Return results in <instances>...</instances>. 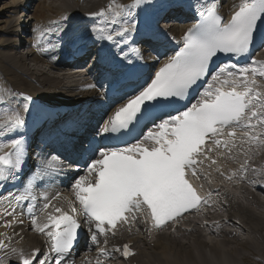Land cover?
Masks as SVG:
<instances>
[{"label":"snow or ice","instance_id":"1","mask_svg":"<svg viewBox=\"0 0 264 264\" xmlns=\"http://www.w3.org/2000/svg\"><path fill=\"white\" fill-rule=\"evenodd\" d=\"M151 2L137 0L131 8ZM215 9L216 5L212 4L206 8L207 15L201 13V22L188 29L183 47L156 72L147 88L115 112L103 132L126 127L147 101L159 97H183L209 72L210 61L217 53L235 57L248 53L256 23L264 15V0L241 3L227 23L221 22L222 18ZM124 24L126 27L119 29L117 35L134 31V21ZM107 40L112 41L113 35H108ZM231 67L237 70L228 73L231 79L221 80L220 74L225 71L221 67L218 73L211 75V82L196 102L155 125L156 130L149 131L139 142L114 150H100L98 157L88 165V172L94 174V180H86L82 176L75 181L76 197L83 207L93 242H98V235L106 233V225L114 228L126 212L146 208L155 225L160 227L166 221L197 208L202 198L186 179V173L196 174V156L203 155L198 150L205 144L206 137L213 138L214 143L219 145L221 141L215 138L224 134L226 128H254L256 125L251 123L253 118L264 127V115L253 111L258 105H264V98L253 87L255 80L247 78L249 71L253 77L257 74L264 77V66L257 69L232 64ZM216 85H227L230 90H222ZM237 85L245 91H237ZM25 99L30 100L31 97ZM23 123L17 117L16 124ZM21 143L22 140L13 141L14 152L0 155V179H6L5 166L14 165L19 170ZM9 199L21 202L27 197L10 194ZM43 207L48 208V204ZM54 210L60 215H49V222L43 225L37 224L33 218L32 224L41 233L46 232L51 241L50 251L57 257H63L74 247L80 224L73 215L62 213L59 207ZM28 211H33L32 205H29ZM4 243L0 240V247ZM124 251L127 256V246ZM22 264H31V261L22 258ZM39 264L47 262L40 260ZM55 264H61V260L56 259Z\"/></svg>","mask_w":264,"mask_h":264},{"label":"bare ground","instance_id":"2","mask_svg":"<svg viewBox=\"0 0 264 264\" xmlns=\"http://www.w3.org/2000/svg\"><path fill=\"white\" fill-rule=\"evenodd\" d=\"M23 1H25V3H23ZM35 1L36 0H12L11 10L9 11L10 14L8 15L12 20L5 21L6 28L3 30L0 38V135L5 133L4 131L6 130H10L11 133L19 130V125L16 124L17 117L24 120L25 107L18 98V93L20 92L27 91L28 94L40 97L44 101L47 99L57 103H66L71 106L80 104L77 114H79L83 108L104 99V92L102 88H99L97 79L91 80L88 73L82 76L67 75V73L61 72V69H59L60 61L58 59L53 61L49 57V54L55 53V48L57 47V44L46 36L45 33L46 31H52L50 27H52L51 25L53 22H56L58 25L59 23L65 24L62 19L72 14H78L81 18L86 17L87 14H92L99 18V20L104 19L103 21L106 23L117 19L115 20L116 23H120L121 25H125L124 22L130 23V16L134 14L146 19V13L142 11V7L145 3L131 8L134 4H137V0H111L108 6L101 4L97 10L94 9L98 7V3L94 7L89 8L90 0H83L81 4H79V0H62L61 3L56 5V8H53L52 5L47 3L54 0H40L41 4L45 2V4H49L51 7L49 8L44 5L45 7L43 6L40 12L48 9V11L56 12V14L49 16L48 22L44 24L37 19L38 22L32 25V27L36 26L35 30L39 33V35L36 34L35 36L36 40L34 38L35 42L29 40L24 42L23 45L21 43L22 48L16 50L14 45L17 44L18 40L16 39L17 42L15 43H13V41L19 33V27L24 25V22L21 21V16L24 15L18 16L21 17V20L15 17V15L22 7H24L25 11L29 8L33 9V7H35ZM165 1L171 6L170 9L175 5L173 0ZM240 1L241 0H225L221 2V8H230ZM31 2H33V6ZM116 2L117 4L115 5ZM25 4H27L26 7ZM101 13L103 14L101 15ZM33 20L34 18L31 16V21ZM11 23L13 24L11 25ZM71 26L72 23H68L63 28H61V25L59 27L61 29L58 28L57 30L61 31L63 29L68 32ZM13 27H18L17 31L13 29ZM83 27L89 28L90 32H95L96 28L99 26L91 27L87 22ZM185 27L186 24H177L170 29L168 35H176L177 33L182 34V29ZM83 29L84 28H82V30ZM22 30H24V28ZM54 32H56V30ZM40 36H43L42 43L39 41ZM28 42H32L33 45L35 43L36 46L34 45V48L43 46L44 51L31 50L27 51L24 57H20V51H23ZM45 50L49 52H45ZM31 52L32 54H36L35 65L38 67L34 70L28 67L27 70L29 62L26 61L29 56H31ZM139 57L147 64H151L154 59L146 52L140 53ZM44 58L48 59L49 62L46 61V59L45 61L42 60ZM106 83L107 82H105L104 85ZM49 92H55L54 94L65 92V95L69 96L64 98L62 94L55 98H51L48 96ZM159 105L160 102L157 101L156 107ZM102 113H106V110L102 111ZM89 123H95V120L92 119ZM63 128L65 127L63 126ZM77 129L79 128L77 127ZM55 132L60 133L58 130H55ZM93 139H95V135L88 137L89 141ZM10 146V141H0V152L8 149ZM33 159L38 161L34 164L36 168L35 174H31L29 179H26V183L22 184L13 195V197L15 195L28 197V202L25 204H16L14 199H9L8 195L2 198L0 202V232L5 233L3 237L0 236V239L7 238L8 241H10L6 244L5 251L14 250L22 236L24 237L22 248H26L29 243L37 247L41 245V237L36 234V230L33 229V224L30 222V219L40 212L44 204L57 195L59 183L62 179L69 176L72 171L70 169L71 167L58 164L61 161L56 157L47 158L46 153L33 156L32 163ZM263 159L264 157H262V160ZM263 175L264 161L259 171L249 176V178L253 180V183L256 184L254 186L255 189H263L264 181L258 180V178ZM251 194H253V192L247 193L242 189L230 191L228 193L227 203L229 204V211L225 219L230 223V229L226 230L222 227L224 223H222L223 218L220 216L221 224L204 229L209 231V235L215 237L212 240H203L198 227L190 224H180V226H184L185 229H190V232L177 228L173 233L169 231L160 233L157 237L155 236V240L150 239L147 241V239L139 235L130 240L135 245V249L138 250V254L127 264H131L132 262H136V264H221L223 258L225 262L235 264L239 259H242V255L239 253L240 250L236 248L237 237L242 239L243 237L241 236L244 232L247 233V238L243 241L238 240V242H244V245L253 251L259 250H257L258 245L262 246V236L258 233V229H264V201L255 196L251 197ZM33 197H35V199H33ZM29 205L33 206V211L31 213L28 211ZM15 208L23 210L19 217L14 214ZM7 214L8 216L6 217ZM15 220H17L18 223L12 228L7 229L1 227L3 222L9 221L14 223ZM235 220L236 222H234ZM142 228H144V225H142ZM32 230L34 232H31ZM152 243L154 246L150 247ZM86 249L88 250V247H86ZM232 251H236L235 254H233L234 252ZM86 256L87 255H84L78 258L77 262H84ZM13 258L14 254L10 255L5 262H12Z\"/></svg>","mask_w":264,"mask_h":264},{"label":"rangeland","instance_id":"3","mask_svg":"<svg viewBox=\"0 0 264 264\" xmlns=\"http://www.w3.org/2000/svg\"><path fill=\"white\" fill-rule=\"evenodd\" d=\"M31 1H33V0H31ZM61 1L62 0H54V1H51V2H47V3H49L50 5H52L53 8H56V5H58L59 3H61ZM40 2H41L40 0H36L34 2L35 3L34 4L35 7H33V9H30L29 8L26 11L30 16H32L34 18L33 21H28V18H25V17H22V20H21V17H18L19 20H21V21L24 22L23 24H26L27 23L26 24L27 32H23V33L20 32L17 35V37H15V40L16 39L18 40V42H17V40L16 41L15 40L13 41L14 43L17 42V44H15V46H14L16 50L22 48V46L21 47L18 46V43L19 42H22V45H23L24 42H27L29 40L35 42L34 41V38L36 40L35 33L37 35H39V33H37L36 32L37 30H35L36 29V26H33L32 27V25L36 24L38 22V20H40L41 23L44 24L45 22H48V17L49 16H52V15H55L56 14V12L48 11L47 8H45L47 10H43V12H40L43 9V6L44 5L46 7L51 8L49 4H45V2H42L43 4H41ZM82 2H83V0H79V4H81ZM89 3H90L89 8L94 7L98 3L97 4L98 7L96 9H94V10H97L101 4L102 5L105 4V6H108V3L110 4L111 3V0H102V1L101 0H96V1L95 0H90ZM32 4H33V2H31V5ZM116 4H117V2L115 3V5ZM11 6H12V0H0V38L2 36L3 30L6 28L5 21H7V20L8 21H11L12 20L8 16L10 14L9 11L11 10L10 9ZM94 10H92V11H94ZM55 11H56V9H55ZM17 16L18 15H15V17H17ZM12 24L13 23H11V25ZM34 45H35V43H34ZM34 45L32 44V42H28V44H26L27 51L36 50V48H34L36 45L35 46ZM26 47H24L23 51L22 50L20 51L21 52V55H19L20 57L21 56L24 57V55L26 54L25 53V52H27L25 50ZM37 50H39V49H37ZM35 59H36V54H32V52H31V56H29V58H28L29 61L28 60L26 61V62H29V64H28L29 66H27V70H28V67L30 69H33V70L38 67L37 65H35L36 64ZM45 59L46 58H44L42 60L45 61ZM46 61L49 62L48 59H46ZM46 65H47V63H46ZM31 72H33V71H31ZM33 171H35V169H33ZM240 232H241V230H240ZM258 233L262 236V241H261L262 242L261 243L262 246L260 245L261 246L260 247L258 245V247H257V250L259 249L258 251H255V250L253 251L252 249H249L247 246L244 245V242H238V240L239 241H241V240L243 241L244 239H246L247 238V233L244 232V234L241 236V237H243L242 239L237 237V243H236L237 247L236 248L240 250L239 253L242 255V259H239V261L236 262L237 264H264V229L263 228H259L258 229ZM202 238L205 241H210V240H212L215 237L214 236H209L208 239H204V237L202 236ZM232 252H234L233 254H235L236 251H232ZM222 262H221V264H231L229 262H225L224 258L222 259Z\"/></svg>","mask_w":264,"mask_h":264}]
</instances>
